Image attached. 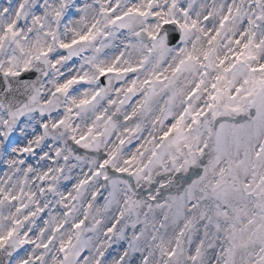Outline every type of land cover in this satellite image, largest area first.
I'll use <instances>...</instances> for the list:
<instances>
[{
	"label": "snow or ice",
	"instance_id": "obj_1",
	"mask_svg": "<svg viewBox=\"0 0 264 264\" xmlns=\"http://www.w3.org/2000/svg\"><path fill=\"white\" fill-rule=\"evenodd\" d=\"M0 264H264V0H0Z\"/></svg>",
	"mask_w": 264,
	"mask_h": 264
}]
</instances>
